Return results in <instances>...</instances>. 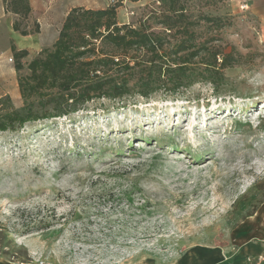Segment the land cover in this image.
<instances>
[{
	"label": "rangeland",
	"instance_id": "rangeland-1",
	"mask_svg": "<svg viewBox=\"0 0 264 264\" xmlns=\"http://www.w3.org/2000/svg\"><path fill=\"white\" fill-rule=\"evenodd\" d=\"M28 1L14 21L26 31L38 23L41 49L73 6H114L118 24L135 26L160 10L154 0ZM182 1L201 45L191 84L149 96L133 88L0 131L3 263L173 264L196 244L231 246L264 204V1ZM41 49L27 48L19 70L13 54L0 59V113L39 110L18 77ZM214 53L235 60L206 76Z\"/></svg>",
	"mask_w": 264,
	"mask_h": 264
},
{
	"label": "trees",
	"instance_id": "trees-1",
	"mask_svg": "<svg viewBox=\"0 0 264 264\" xmlns=\"http://www.w3.org/2000/svg\"><path fill=\"white\" fill-rule=\"evenodd\" d=\"M160 10L153 11L137 26L118 24L114 6L105 8L71 7L52 46L42 48L27 63V73L18 77V89L28 104L25 112L9 109L0 113V131L28 121L67 115L94 98L122 97L136 88L141 96L167 89L175 91L195 80L190 60L199 54L194 33L187 23L186 4L182 0H154ZM6 9L21 17L30 11L28 0H9ZM216 17L202 15L209 22ZM151 24L161 29L149 30ZM14 30L26 35L39 32V25L26 31L13 21ZM169 38L175 39L173 44ZM183 54V55H182ZM204 62L206 76L235 59L223 54L216 63ZM26 49L13 52L14 68H22ZM134 82L130 84L132 76ZM210 81H212V78Z\"/></svg>",
	"mask_w": 264,
	"mask_h": 264
},
{
	"label": "crops",
	"instance_id": "crops-1",
	"mask_svg": "<svg viewBox=\"0 0 264 264\" xmlns=\"http://www.w3.org/2000/svg\"><path fill=\"white\" fill-rule=\"evenodd\" d=\"M14 16L15 14L6 9L3 0H0V59L2 61L10 57L14 51L27 50L29 47L41 49L42 46L40 31L23 35L14 30ZM257 218H264V204L258 212L238 226L243 229H241V233L233 234L231 246L196 244L180 253L173 264H264V239L251 237L252 234L264 233L258 228H251L252 225H256L264 229V224L252 222V220L257 221ZM251 222L252 224H250ZM0 264L5 263L0 260Z\"/></svg>",
	"mask_w": 264,
	"mask_h": 264
},
{
	"label": "built area",
	"instance_id": "built-area-1",
	"mask_svg": "<svg viewBox=\"0 0 264 264\" xmlns=\"http://www.w3.org/2000/svg\"><path fill=\"white\" fill-rule=\"evenodd\" d=\"M241 8H246L247 7V4L246 3H243L240 5Z\"/></svg>",
	"mask_w": 264,
	"mask_h": 264
}]
</instances>
